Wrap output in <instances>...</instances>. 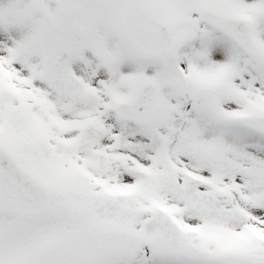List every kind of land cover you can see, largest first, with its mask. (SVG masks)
I'll list each match as a JSON object with an SVG mask.
<instances>
[{"label":"snow or ice","instance_id":"obj_1","mask_svg":"<svg viewBox=\"0 0 264 264\" xmlns=\"http://www.w3.org/2000/svg\"><path fill=\"white\" fill-rule=\"evenodd\" d=\"M0 264H264V0H0Z\"/></svg>","mask_w":264,"mask_h":264}]
</instances>
